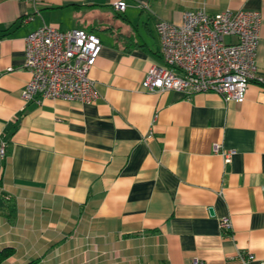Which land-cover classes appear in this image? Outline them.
<instances>
[{
    "label": "crops",
    "instance_id": "crops-1",
    "mask_svg": "<svg viewBox=\"0 0 264 264\" xmlns=\"http://www.w3.org/2000/svg\"><path fill=\"white\" fill-rule=\"evenodd\" d=\"M114 1L0 0V264H264L262 84L241 102L141 87L163 63L155 22L200 7L260 11L264 78V0ZM43 24L100 38L96 101L21 99L25 37Z\"/></svg>",
    "mask_w": 264,
    "mask_h": 264
},
{
    "label": "built area",
    "instance_id": "built-area-1",
    "mask_svg": "<svg viewBox=\"0 0 264 264\" xmlns=\"http://www.w3.org/2000/svg\"><path fill=\"white\" fill-rule=\"evenodd\" d=\"M125 7L124 0L113 2L115 11ZM261 20L258 10L227 8L209 13L205 7L183 11L179 22L157 20L154 28L163 63L148 67L141 87L155 92L174 90L185 96L213 92L225 102H241L249 82L264 87L255 62ZM225 36L234 40L226 42ZM101 48L100 38L81 27L60 30L43 24L32 30L25 37L23 67L30 76L21 89V99L96 101L99 94L89 73ZM212 150L224 161L235 152L219 144ZM4 157L5 143L0 141V160ZM230 227L228 217L219 220L220 229ZM252 258V254L241 257L244 262Z\"/></svg>",
    "mask_w": 264,
    "mask_h": 264
},
{
    "label": "trees",
    "instance_id": "trees-1",
    "mask_svg": "<svg viewBox=\"0 0 264 264\" xmlns=\"http://www.w3.org/2000/svg\"><path fill=\"white\" fill-rule=\"evenodd\" d=\"M12 252H13L12 247H4V248L0 249V261L3 260L4 258H6L7 256H9ZM25 264H37V261L32 260V261H29Z\"/></svg>",
    "mask_w": 264,
    "mask_h": 264
},
{
    "label": "water",
    "instance_id": "water-1",
    "mask_svg": "<svg viewBox=\"0 0 264 264\" xmlns=\"http://www.w3.org/2000/svg\"><path fill=\"white\" fill-rule=\"evenodd\" d=\"M211 211V210H210Z\"/></svg>",
    "mask_w": 264,
    "mask_h": 264
}]
</instances>
